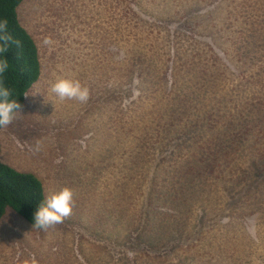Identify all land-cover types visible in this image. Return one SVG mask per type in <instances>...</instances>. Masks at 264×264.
Instances as JSON below:
<instances>
[{
  "label": "rangeland",
  "instance_id": "obj_1",
  "mask_svg": "<svg viewBox=\"0 0 264 264\" xmlns=\"http://www.w3.org/2000/svg\"><path fill=\"white\" fill-rule=\"evenodd\" d=\"M18 16L41 75L0 130V159L46 196L75 195L46 231L9 209L0 264H264V0H24ZM60 78L89 87L88 102L60 101ZM243 79L258 109L229 107ZM204 118L242 126L193 156L181 133Z\"/></svg>",
  "mask_w": 264,
  "mask_h": 264
},
{
  "label": "trees",
  "instance_id": "obj_2",
  "mask_svg": "<svg viewBox=\"0 0 264 264\" xmlns=\"http://www.w3.org/2000/svg\"><path fill=\"white\" fill-rule=\"evenodd\" d=\"M23 1L24 0H0V21L7 19L8 32L13 38L12 41L9 42L7 52L0 53V60L6 59L9 63L7 70L0 75V82L11 90V98L17 99L22 107L25 103L28 91L32 85L38 81L41 75V59L38 45L31 33L21 24L18 16V7ZM15 41L20 42L19 46H17ZM215 43L217 45L219 44L217 41H215ZM229 59H231L232 65L230 68L239 65L232 57ZM171 78V82L174 86L179 85L180 79L184 82L185 89L191 86L190 83L187 84L185 82L182 75H180L179 79L177 73H174ZM243 80L244 83L240 88L241 95L237 98H230L228 102L232 103L229 107L232 109L246 110V107H250L249 105H251V108L258 109V103L254 101L256 100L255 97H257L255 95H258L254 94L255 88H252L250 79ZM250 92L253 93L250 94ZM170 107L171 104L168 105L169 109ZM247 117L246 120L248 121ZM212 121L217 123V127H212L210 125ZM204 123L205 126L200 129L199 120L193 119L191 120V130L186 133H181L183 137L188 139V153H191L193 156L199 153L196 150L198 143H201L205 149L209 147L212 138L214 143L218 146H220L221 143L224 144V136L228 131L225 124H228V127L234 123L242 126L236 120H228L226 118H223L221 121H218V119L204 118ZM256 126L258 125L255 124V127ZM250 128L254 127L251 126ZM1 129L2 127H0V130ZM221 133H223V137L220 136ZM258 137L259 134L257 131V133L251 134L247 140L251 152H255L254 150L257 145ZM191 147H194V149L191 150ZM176 177L178 179L180 178L176 174L172 179L176 180ZM179 180L180 182L172 181V184L183 185L187 190L197 182V177L192 180L190 178V181L187 182H182L181 178ZM46 197L45 185L37 174L30 171L18 170L0 159V223L3 217L9 212L8 210L11 209L14 212L13 214L24 218L29 224L34 226V214Z\"/></svg>",
  "mask_w": 264,
  "mask_h": 264
},
{
  "label": "clouds",
  "instance_id": "obj_3",
  "mask_svg": "<svg viewBox=\"0 0 264 264\" xmlns=\"http://www.w3.org/2000/svg\"><path fill=\"white\" fill-rule=\"evenodd\" d=\"M12 36L8 32V21H0V53H6ZM19 46V41H15ZM45 44H51L50 38L44 40ZM9 63L6 59L0 60V75L8 68ZM50 91L59 98L60 101L73 100L80 104H86L90 99V89L78 79L60 78L50 87ZM11 90L0 82V127L9 126L16 118L17 111L20 112L21 104L17 99H13ZM40 145L37 143L36 150L39 151ZM74 190L64 187L59 191L52 192L38 206L34 214V228L48 230L63 221L72 214L74 207ZM250 233L254 236L256 227L255 221L250 222ZM132 258L134 253L129 252Z\"/></svg>",
  "mask_w": 264,
  "mask_h": 264
},
{
  "label": "crops",
  "instance_id": "obj_4",
  "mask_svg": "<svg viewBox=\"0 0 264 264\" xmlns=\"http://www.w3.org/2000/svg\"><path fill=\"white\" fill-rule=\"evenodd\" d=\"M12 218H13V220H12V221H14V222H15V221H16L15 217H14V216H12Z\"/></svg>",
  "mask_w": 264,
  "mask_h": 264
}]
</instances>
